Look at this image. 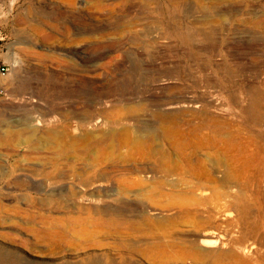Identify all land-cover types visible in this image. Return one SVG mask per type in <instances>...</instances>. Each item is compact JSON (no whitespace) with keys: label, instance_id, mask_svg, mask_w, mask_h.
<instances>
[{"label":"rangeland","instance_id":"rangeland-1","mask_svg":"<svg viewBox=\"0 0 264 264\" xmlns=\"http://www.w3.org/2000/svg\"><path fill=\"white\" fill-rule=\"evenodd\" d=\"M256 93L264 0H0V259L261 264L262 167L236 163L264 132ZM158 161L170 174L140 171Z\"/></svg>","mask_w":264,"mask_h":264},{"label":"bare ground","instance_id":"bare-ground-1","mask_svg":"<svg viewBox=\"0 0 264 264\" xmlns=\"http://www.w3.org/2000/svg\"><path fill=\"white\" fill-rule=\"evenodd\" d=\"M243 113L245 114L246 118L252 124L257 125L258 127L264 128V97H263V95L261 93H256L254 95L253 99L250 101L249 105L243 110ZM161 119H162V117H161ZM258 138L260 141H258V140L254 141L253 145H255V148L253 149V151H251L249 154H247V156H244V155H246V153H245L246 150L241 151V154H240L241 158L239 161L236 160V163L238 162L237 164H240L243 166H248L249 164L256 162L257 165L262 167L261 176H260V177H262V176H264V132H260ZM166 139H168V138H166ZM186 160H190V159H188V157H187ZM216 162L214 165L221 166L220 162H217V163ZM144 167L147 168V171H143V170H140V171L143 173H149V174H151L150 176L157 175L159 173L170 174V172H171L170 171L171 169L167 166L165 167L160 161H158L155 164L145 165ZM201 168H203V166H201ZM204 168H206V167H204ZM217 170H216V172L220 171V170H218V171ZM213 172H214V170H213ZM213 172L208 173L207 171L203 170L199 173H195L194 177L200 178L202 180L204 178V179H206L207 182L214 183L216 181V179L214 177ZM231 178H232V175L227 173L224 176L223 180L229 181ZM100 186H101V184L99 185V187ZM233 208H235V210L237 211L236 213H237L238 222L240 223V225H243V229L245 231L244 235L248 234V235H250L249 238H254V236L257 234V227L253 226V225H249L247 227V225L250 224L248 222V219H249L248 216L251 215L250 208H248L247 205L244 206V205H240L239 203L234 205ZM157 212H158L157 209H153V215L157 214ZM213 236H214V233L211 231H201L198 234H196V236L194 238H192L190 240V242L191 243L193 242L196 245L198 243H201L202 246L209 247L211 245L209 242V239ZM258 240H260V239H258ZM188 242H189V240H188ZM190 248H192V247H190ZM199 255L200 254L196 252L195 247H193L192 251H190L189 254L184 255V256H179V255L178 256H170V257H168V260H174L175 262L180 263V264H184V262H186L188 260H189L188 264H252L249 260L245 259L240 253H237V252H217L215 254L214 258H212V259H210L209 257L208 258L200 257ZM4 261L5 260H2V258L0 259V262L2 264H4L3 263ZM7 263H8V261H7ZM7 263H5V264H7ZM8 264H10V263H8ZM261 264H264V258H262Z\"/></svg>","mask_w":264,"mask_h":264}]
</instances>
